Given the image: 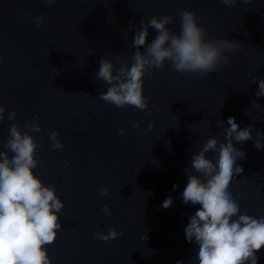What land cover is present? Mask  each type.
<instances>
[{
    "label": "water",
    "instance_id": "water-1",
    "mask_svg": "<svg viewBox=\"0 0 264 264\" xmlns=\"http://www.w3.org/2000/svg\"><path fill=\"white\" fill-rule=\"evenodd\" d=\"M185 9L196 12L207 39L244 47L226 52L230 62L203 77L176 72L170 61L163 70L151 69L144 80L147 110L99 99L110 87L96 75L100 59L119 56L117 69L131 66L141 21L173 16L168 27L179 34ZM38 16L45 18L39 25ZM157 34L150 28L148 42ZM0 57V106L6 108L0 151L14 123L35 136L42 147L34 171L65 204L58 239L47 246L53 264H198L199 246L187 241L184 229L200 205L183 203L185 169L209 138L226 142L230 117L241 130L251 125L253 140L234 143L246 157L237 161L244 171L229 191L241 214L264 216V150L254 147L257 131L264 134V97L257 98L258 84H251L264 79V0L234 7L220 0H0ZM253 101L261 107H251ZM13 110L16 120L7 119ZM33 119L42 131L24 127ZM52 132L63 149H52ZM207 155L218 160L216 152ZM169 197L173 204L165 209ZM113 227L123 235L96 238ZM256 255L264 264V249Z\"/></svg>",
    "mask_w": 264,
    "mask_h": 264
},
{
    "label": "clouds",
    "instance_id": "clouds-1",
    "mask_svg": "<svg viewBox=\"0 0 264 264\" xmlns=\"http://www.w3.org/2000/svg\"><path fill=\"white\" fill-rule=\"evenodd\" d=\"M45 2L51 5L57 0ZM220 2L234 7L240 0ZM243 2L248 4L252 0ZM26 15L31 16V12ZM179 16V34L168 27L174 23L173 16L141 21V29L135 32L130 45L136 49L131 56V66L122 64L117 69L119 56L116 62L107 57L100 59V69L96 75L110 87L100 92L99 99L118 108L130 106L147 110L149 98L144 94V80L146 76L153 75L151 69L163 70L165 62L170 61L171 68L176 72L203 77L219 71L221 65L230 62L226 52L244 47L235 40L207 39L206 29L198 23L194 11L181 10ZM44 19V16H38L35 22L39 25ZM150 28L158 33L151 43L148 42ZM132 30V27L128 29ZM141 48L145 50L142 52ZM251 84H258L256 97H264V79H253ZM251 107L261 106L253 101ZM5 112L6 108L0 106V122L4 121ZM16 118L15 110L7 116L9 120ZM224 123L219 121L217 124L220 126ZM227 124L230 127L225 129L226 142L221 144L215 136L209 138L202 149L192 156L190 167L185 169L188 183L182 192L183 203L200 205L184 229L185 236L189 243L195 241L199 246L198 264H258L256 253L264 249V216L255 218L247 215L246 210L241 214L239 202L229 191L233 178L244 171L237 161L246 157L243 151L234 147V143L243 144L253 140V127L249 125L241 130L235 117L228 118ZM24 127L33 132L42 131V125L35 119ZM135 127H140L139 122ZM148 127L151 130L155 123ZM9 133L3 144L6 151H0V264H53L47 246L58 239L62 228L60 213L65 204L57 194L56 187L46 186L34 171L40 163L37 154L42 147L37 143V138L22 131L21 126L15 123L11 125ZM123 134L124 130L121 129L120 135ZM261 139H264V134L257 131L254 141L257 150H264ZM49 140L52 141L53 150L64 148L58 132L50 133ZM209 152L218 153V160L210 159L207 155ZM191 170L195 174H190ZM176 187L173 185L174 190ZM107 194V188L100 193L101 196ZM172 204L173 199L169 197L162 207L167 209ZM103 211L108 216L112 215L108 205L104 206ZM122 235L123 232L115 227L107 233L95 234L102 241L115 240ZM144 239H148L146 234Z\"/></svg>",
    "mask_w": 264,
    "mask_h": 264
}]
</instances>
